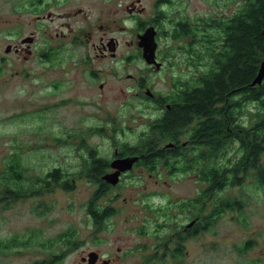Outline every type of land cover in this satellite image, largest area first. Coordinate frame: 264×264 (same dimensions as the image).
<instances>
[{"label": "rangeland", "instance_id": "374dc122", "mask_svg": "<svg viewBox=\"0 0 264 264\" xmlns=\"http://www.w3.org/2000/svg\"><path fill=\"white\" fill-rule=\"evenodd\" d=\"M131 1L0 0V167L17 151L34 174L54 167L65 173L75 171L73 188L53 183L41 195L9 206L0 204V240L17 237L28 241L19 247L0 249V264H34L49 259L58 249L68 250L59 264H82L81 257L92 250L111 259L112 264H141L156 249L159 235L177 234L176 226H189L199 220L189 210L178 208L182 201L198 197L204 187L196 173L188 172L152 177L136 169L100 197L99 201L106 205L114 198L112 203L118 210L102 226L90 216L86 206L96 185L78 170L89 157V150L97 148L110 155L113 147L108 134L113 133L112 128L126 129V137L135 139L148 129L150 118L156 115L154 105L136 96L137 78L145 75L155 92L167 95L176 88V82L190 80L198 72L176 47L160 51L166 60V68L160 73L145 67L139 57H130L125 71L118 68V61L112 57L97 58L93 43L104 32L101 24L109 28L107 36L126 41L120 48L119 61L123 53L129 57L134 52L130 43L137 42V32L126 9ZM143 2L147 6L144 17H151L155 0ZM240 5L241 1L236 0H172L171 6L163 8L167 7L171 16L196 21L229 16ZM80 7L87 12V20L85 14H77ZM66 12L74 17L64 18V22L71 20L74 27L92 25L95 37L86 47L74 50V54L67 53L70 58L61 65L52 66L42 59V40L54 39L56 15ZM49 13L52 20L37 19ZM33 31L39 33V40L32 53L15 52V45L22 44V38ZM171 43L170 38H163V47ZM10 44L13 49L8 50ZM85 56L90 61L88 70L81 62ZM100 67L108 71L100 79H92L90 70ZM129 74L136 76L131 78ZM61 78L66 83L57 91L54 83ZM101 82L104 88L100 87ZM250 180L228 191L233 198L245 201L244 209L228 211L211 230L187 240L182 264H264V189ZM148 203L154 207L168 206L171 211L168 215L157 214L147 207ZM161 222L169 224V228H159ZM69 230L72 235H66L70 240L66 249L60 237ZM56 238L62 240L61 248L55 247ZM247 244L246 251H241Z\"/></svg>", "mask_w": 264, "mask_h": 264}, {"label": "trees", "instance_id": "16d2710c", "mask_svg": "<svg viewBox=\"0 0 264 264\" xmlns=\"http://www.w3.org/2000/svg\"><path fill=\"white\" fill-rule=\"evenodd\" d=\"M236 1H241V5L235 13L203 18L201 29L192 28L188 17H173L171 37H197L201 32L204 42L201 48L191 45L186 49L199 71L190 80L175 83V91L167 97L171 109L161 120L150 123L141 142L132 149L144 160L148 159L150 166L161 158L174 164L177 170L197 172L204 187L198 197L178 205L179 210H189L199 220L191 227L176 226L177 234L159 235L155 246L163 248V254L151 253L141 264H170L171 259L174 264L178 261L182 264L187 240L211 230L228 211L244 209L245 201L233 198L229 189L242 187L250 179L264 189V79L261 84L251 85L264 58V0ZM183 134L190 140L187 146L179 143ZM163 141H174L177 146L165 148L161 145ZM89 151L93 161H97L93 164L95 169L103 171L107 159H98L94 149ZM22 158L16 151L0 167V204L9 206L41 195L53 183H61L65 189L74 187V178L66 176L61 168L34 174ZM100 183V189L92 194L86 206L102 226L118 210L99 201L111 190L104 180ZM113 201L110 198L108 206ZM147 207L157 214L168 215L171 211L168 206L154 207L148 203ZM158 227L167 230L169 224L161 222ZM66 235L71 236L72 230L60 237L64 245L70 241ZM27 243L17 237L0 240V249ZM247 248L248 244L240 250L244 252Z\"/></svg>", "mask_w": 264, "mask_h": 264}, {"label": "flooded vegetation", "instance_id": "af4514ba", "mask_svg": "<svg viewBox=\"0 0 264 264\" xmlns=\"http://www.w3.org/2000/svg\"><path fill=\"white\" fill-rule=\"evenodd\" d=\"M40 2L43 0H39ZM62 1H68V0H62ZM155 11L154 14L151 17H144L147 12V6L144 4L143 0H132L127 6L126 9L128 10L132 21L134 22V26L137 32V42L132 41L130 45L135 48L134 52H132L131 56H127L123 53V57L121 58V61H119L120 57V48L124 46L125 42H122L118 37L116 36H107V33L109 31V28L105 29L104 26L101 24L99 27L104 30L101 36H99V40L97 42L93 43V48L96 51L97 58L105 59L107 57H112L113 59L118 61V68H123L125 71L126 69V62L130 57H139L143 63L145 64V67L149 69H153L157 71V73L162 72L166 68V60L162 58L160 51L164 48H170L174 47L177 48L178 52H182L184 55H186V58L189 60V62L195 65V61L192 59L190 61L189 55L186 52V49L191 47V45H194L195 48H201L200 45H203L204 42L201 37V32H198L199 35L197 37L194 36H187L183 39H176L170 36L169 31L173 28V15L171 16V13L166 8H163L166 6L172 5V0H155ZM67 14H59L56 15V19L58 21L57 29L55 30V37L53 38H44L42 40V44H44V52L42 53V59L44 62H47L49 65H61L63 62H65L66 58L68 57L67 53L74 54V50H76L79 47H86L91 40L95 37L94 35V27L89 24H83L78 26H75L72 24L71 20H67L66 22L63 21L64 18H72L74 17V14L68 13ZM77 14L84 15L85 19L87 20V12L84 8L80 7L77 11ZM49 17L51 20L53 19L52 14L49 13L47 16H38L37 19H46ZM191 27L196 29H201L203 25V18H199L196 21H190ZM125 28V26H123ZM194 34H197L196 32H193ZM40 34H43V32L40 31ZM106 35V36H105ZM170 38L172 40L171 45H167V47H163V38ZM39 40V33L33 31L31 34L24 36L22 38L20 45H15L14 50L15 52H21L26 51L27 53L31 54L33 51V48L37 46ZM55 40V41H54ZM135 45V46H134ZM9 50L13 49L12 44L9 46ZM149 53H155V60L156 61H149L148 58L145 56V52ZM70 58V57H68ZM81 62L86 66V70L89 69V59L87 56L81 59ZM88 66V67H87ZM85 69V68H84ZM105 68L100 67L97 70H90L89 75L92 77V79H100L103 73L107 72ZM199 71V70H198ZM136 75L129 74V77L134 78ZM138 90L136 92V96L143 99L144 102L148 101L151 105H154L155 109V117L150 118V122L148 124V129L141 131L137 138L130 139L126 137V129H122L121 127H114L113 133L108 134V139L110 145L113 147V151L110 155H106L101 153L97 148L94 149L95 153L97 154V158H105L107 159L106 165H104L103 171L99 172L94 167V163H97V161H93L94 159L91 158V152L89 154V157L83 162V166L81 170H78L80 175H83L89 179H92V181L96 185V191L100 189L99 186H101L100 180H104L103 176L109 173H113L116 171V168L114 167L113 163L116 160H123L127 157H136L137 159L132 163V167L128 170L122 171L120 174V181L117 184H112L106 180L111 187V189L115 188L116 186L120 185V182L125 179L126 177H129L134 174L136 169H141L143 173H147L150 176H155L156 174L161 176L162 173L166 175H177V174H185V173H193L197 174V177L199 178V174L195 171H181L175 169L174 164H169L165 161V159H158L155 160V164L150 166L148 159H143V157L136 152V150L132 149L134 146L139 144L142 140V136H144L145 132L149 130V126L151 122H157L161 120L166 111L171 109L172 103L167 100L168 95H162L155 90H153V87L148 83L147 77L145 75H142L141 77H138ZM65 80L63 78L56 80V83H54V87L57 89V91H60L65 86ZM100 87L104 88V82L100 83ZM176 87V85H175ZM175 89L172 90V92ZM150 108V107H147ZM100 129H105L104 127H101ZM130 131H133L132 128H130ZM73 134L70 136L72 137ZM69 137V138H71ZM183 134L181 136L180 144L182 146H187L189 143V138L185 137ZM72 139V138H71ZM58 140H61V138H58ZM68 141V140H67ZM154 143H157L158 141L153 140ZM151 141V142H153ZM169 144H172V146H168ZM178 144V145H180ZM161 145L165 148H176L177 143L174 141H163L161 142ZM128 146V147H126ZM97 160V159H95ZM55 169H59V167H54L51 169V171H54ZM73 171V170H72ZM64 172V171H63ZM65 173V172H64ZM142 173V174H143ZM66 176L74 178L75 171L74 172H67L65 173ZM74 183V182H73ZM61 185V184H60ZM108 185V186H109ZM107 207H112L114 210H116V207L112 204L111 206L106 205ZM240 211L239 209H236V212ZM202 214L205 215V210L202 211ZM90 216L92 217V214L90 213ZM93 218V217H92ZM187 226V224H184ZM193 226V225H192ZM191 227V226H187ZM60 240V239H59ZM62 240L58 241L56 238L55 247L61 248ZM67 249V245L64 246ZM68 250L63 251L61 249L55 250L50 256L49 259H44L43 261H37L34 264H59V262H62V258L66 255ZM164 249L161 247H157L156 249L151 252L155 254L156 256H161L163 254ZM91 252L97 253L96 259H90L89 254ZM186 253V242H185V252L182 254L184 255ZM151 255V254H150ZM182 255V256H183ZM49 260V261H48ZM107 262V263H106ZM81 263L82 264H112L111 259H105L104 256L97 250H92L88 252L87 254L83 255L81 257Z\"/></svg>", "mask_w": 264, "mask_h": 264}, {"label": "water", "instance_id": "95a60500", "mask_svg": "<svg viewBox=\"0 0 264 264\" xmlns=\"http://www.w3.org/2000/svg\"><path fill=\"white\" fill-rule=\"evenodd\" d=\"M9 50V49H8ZM145 56L148 58L149 61H156L155 60V53H149L145 52ZM264 79V58L262 59L259 67L258 74L256 78L253 80L251 85H256V84H261ZM168 146H172V144H169ZM136 157H127L126 159L123 160H116L114 161L113 165L116 168V171L113 173H109L103 176V179L112 183V184H117L120 181V174L122 171L128 170L132 167V163L136 160ZM194 222L190 223L189 226H192ZM90 259H96L97 258V253L91 252L89 254ZM107 263V262H106ZM91 264V263H90Z\"/></svg>", "mask_w": 264, "mask_h": 264}]
</instances>
